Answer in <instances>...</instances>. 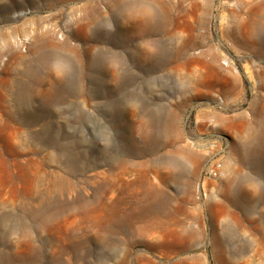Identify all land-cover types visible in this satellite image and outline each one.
<instances>
[{"label":"rangeland","instance_id":"rangeland-1","mask_svg":"<svg viewBox=\"0 0 264 264\" xmlns=\"http://www.w3.org/2000/svg\"><path fill=\"white\" fill-rule=\"evenodd\" d=\"M164 1L166 26L136 18L126 31L111 0H0V264H264V201L247 214L236 190L241 175L264 183L240 161L264 107V0ZM91 5L103 21L90 22ZM152 41L190 71L160 55L138 66L131 51ZM97 54L126 64L100 75ZM6 78L35 93L24 120ZM165 110L180 133L155 151L151 121ZM220 116L245 124L226 130ZM255 143L264 153V134ZM179 148L199 163L162 168ZM120 159L141 166L116 202L98 190ZM146 168L162 173L149 182Z\"/></svg>","mask_w":264,"mask_h":264},{"label":"bare ground","instance_id":"bare-ground-1","mask_svg":"<svg viewBox=\"0 0 264 264\" xmlns=\"http://www.w3.org/2000/svg\"><path fill=\"white\" fill-rule=\"evenodd\" d=\"M111 6L115 9L116 15H118L121 23V28L124 30H130L133 26V24L136 21V18L141 19L145 23H151V22H157L162 20L164 26H166V20L170 16L169 15V9L170 5L169 3L165 2L164 0H111ZM184 14V15H183ZM183 14H178L179 18H185L190 13L188 12V9L184 10ZM183 15V16H182ZM101 16H103V12L97 5H91L90 6V14H89V20L90 22H98L101 19ZM181 16V17H180ZM103 21V19H101ZM102 23V22H101ZM100 23V24H101ZM84 26V25H83ZM183 33V32H180ZM130 36L132 39L134 37V33H131ZM175 38H177V35H174ZM129 40V38H128ZM177 52L182 55L185 54L181 50H177ZM156 55H160L161 58H163L162 65L167 64L170 59L171 61L177 63L176 67L179 70L183 71H190L189 68V61L183 62L180 60V57L178 56L177 59H172L170 55L171 52L166 49V46L161 43H154L152 42H145L140 43L137 45L135 49L131 51V58L135 60L136 64L138 66L144 65L148 60L153 59ZM197 57H194L196 59ZM57 68L58 71L63 75L62 73V65L63 58H58ZM199 60L197 58L195 61ZM124 58L119 54H106L101 55L97 54L91 57V60L89 61V67L90 69L96 71L100 75L102 74H116L118 71L123 70L125 65ZM131 80V78L128 76V79ZM5 89L12 94L13 101L15 103H20L18 110L20 112V115L22 116V119L25 118V106L26 103H32V100L35 97V93L32 91L31 84L29 82H18V81H12L9 78L5 80V83L3 84ZM32 89V90H31ZM55 96L52 97L53 102H57L58 97L56 93ZM257 103V102H253ZM23 112V113H22ZM24 115V117H23ZM220 124L222 127L226 130H230L232 128H235L236 126H242L245 124L243 119H233V118H226V117H219ZM19 117H16L15 115L8 114L7 117V123L10 126H13L14 123L19 122ZM178 117L173 114L172 112L162 111L155 113L153 116V120L151 121V126L153 127L154 131L148 138V143L151 146L152 150H159L160 148H167L172 143L169 142L168 139L172 135L179 134V127H178ZM26 121V120H25ZM24 121V122H25ZM257 124L259 126L260 132L255 133L251 137L247 139V141H242L240 143L241 145V156L240 161L241 163L249 167L250 169H255L258 176L261 179H264V153L260 148L258 147V143L255 142H261L264 134V107H261V110L258 111V118H257ZM177 155H179L176 158L173 157L172 153H169L167 157L165 158L164 162H162V168L167 169L169 171L172 170V168H180L184 169L186 165L189 162H198L199 160L197 156L190 153L185 148H179L176 152ZM140 164H127L126 160L124 162V159L118 160V162L115 164V169H113V178L114 180L109 183L105 181V183L102 184L100 189L98 190V193L102 192L103 196H106L109 192L112 194H116L114 197V200L116 202H121V200H129L132 198L131 194H128L125 196L124 187L130 186L133 184L132 180H128L127 175L130 173L131 169L139 170ZM115 170V172H114ZM155 171L157 174L162 173L161 169H150L146 168L143 170V174H141V179H146L151 181L150 172ZM170 173V172H169ZM137 181V180H136ZM152 182V181H151ZM253 179L249 175H241L239 176L236 190L239 192V199H240V208L245 213H249L254 209V206L251 205V202L253 199L261 202L264 201V183L263 184H254ZM157 183H153V185L156 187ZM245 184V185H244ZM252 185L253 190H251L247 185ZM159 189V188H158ZM159 195H161L162 191L158 190ZM110 199H112L110 197ZM161 202V201H160ZM124 203V202H123ZM117 213L121 214H128L132 215L134 212L132 210H121L117 211ZM124 228V225L120 218H118L117 222V229L121 230Z\"/></svg>","mask_w":264,"mask_h":264}]
</instances>
